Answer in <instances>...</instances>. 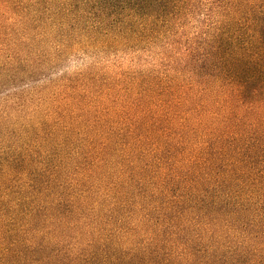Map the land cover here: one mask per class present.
I'll list each match as a JSON object with an SVG mask.
<instances>
[{
	"label": "trees",
	"instance_id": "trees-1",
	"mask_svg": "<svg viewBox=\"0 0 264 264\" xmlns=\"http://www.w3.org/2000/svg\"><path fill=\"white\" fill-rule=\"evenodd\" d=\"M76 50L14 104L0 264H264V0H0V82Z\"/></svg>",
	"mask_w": 264,
	"mask_h": 264
},
{
	"label": "rangeland",
	"instance_id": "rangeland-1",
	"mask_svg": "<svg viewBox=\"0 0 264 264\" xmlns=\"http://www.w3.org/2000/svg\"><path fill=\"white\" fill-rule=\"evenodd\" d=\"M55 51L49 49L48 56L53 59ZM94 53L75 51L66 57V54L44 69L38 70L31 75L29 80L21 81L19 78L11 83L0 82V118L5 117V121H0V164L4 158V149L7 146H14L17 138L22 134L24 126L27 125L28 113L15 107V103L21 102L27 106L29 98L40 93L47 96L67 77L73 76L76 72H84L99 62L102 58ZM2 115V116H1ZM66 144V143H65ZM61 156L66 159V147L63 148ZM71 179L68 177L67 182Z\"/></svg>",
	"mask_w": 264,
	"mask_h": 264
}]
</instances>
